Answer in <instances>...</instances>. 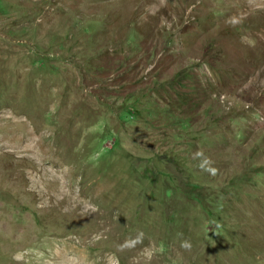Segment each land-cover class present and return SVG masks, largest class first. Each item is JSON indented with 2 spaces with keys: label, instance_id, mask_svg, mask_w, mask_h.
Instances as JSON below:
<instances>
[{
  "label": "rangeland",
  "instance_id": "rangeland-1",
  "mask_svg": "<svg viewBox=\"0 0 264 264\" xmlns=\"http://www.w3.org/2000/svg\"><path fill=\"white\" fill-rule=\"evenodd\" d=\"M0 264H264V0H0Z\"/></svg>",
  "mask_w": 264,
  "mask_h": 264
},
{
  "label": "clouds",
  "instance_id": "clouds-1",
  "mask_svg": "<svg viewBox=\"0 0 264 264\" xmlns=\"http://www.w3.org/2000/svg\"><path fill=\"white\" fill-rule=\"evenodd\" d=\"M195 155L199 157V156H202L203 154L201 152H197ZM205 162H207V161H205ZM200 166L203 167L204 165L201 164ZM207 170L210 171L212 174H215V169L210 168ZM181 247L187 248V247H190V245L186 241H182Z\"/></svg>",
  "mask_w": 264,
  "mask_h": 264
}]
</instances>
